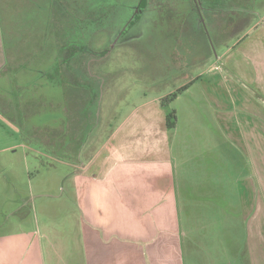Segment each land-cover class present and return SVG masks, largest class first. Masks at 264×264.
<instances>
[{
	"label": "rangeland",
	"instance_id": "1",
	"mask_svg": "<svg viewBox=\"0 0 264 264\" xmlns=\"http://www.w3.org/2000/svg\"><path fill=\"white\" fill-rule=\"evenodd\" d=\"M263 16L264 0H12L3 12L8 45L20 41L24 54L0 78V224L23 201L28 242L65 241L66 217L81 214L75 181L85 157L120 125L113 144L128 154L144 123L165 127L173 110L191 133L187 105L202 80L222 72L213 61ZM212 65L191 95L162 105ZM215 206H187L186 227Z\"/></svg>",
	"mask_w": 264,
	"mask_h": 264
},
{
	"label": "crops",
	"instance_id": "2",
	"mask_svg": "<svg viewBox=\"0 0 264 264\" xmlns=\"http://www.w3.org/2000/svg\"><path fill=\"white\" fill-rule=\"evenodd\" d=\"M11 1L0 0L1 79L24 54L20 41L8 45L3 12ZM218 61L217 79L202 80L212 65L177 98L202 80V94L187 105L191 133L177 110L174 130L144 123V138L128 154L113 144L120 125L85 157L75 181L81 214L66 217L65 241L28 242L24 202L15 201L13 218L0 224V264H26V247L29 264H264V16ZM151 106L159 108L144 105ZM203 204L214 213L192 216L187 228V206Z\"/></svg>",
	"mask_w": 264,
	"mask_h": 264
},
{
	"label": "trees",
	"instance_id": "3",
	"mask_svg": "<svg viewBox=\"0 0 264 264\" xmlns=\"http://www.w3.org/2000/svg\"><path fill=\"white\" fill-rule=\"evenodd\" d=\"M67 66V65H66ZM74 74V73H73ZM188 89V86H185L179 90H177L175 93L171 94L170 96L166 97L162 101V105H164V102H173L177 100L179 96L182 95L183 92H185ZM176 123H177V116H176V111L173 110L171 114L167 117L166 119V127L168 130H174L176 128Z\"/></svg>",
	"mask_w": 264,
	"mask_h": 264
},
{
	"label": "flooded vegetation",
	"instance_id": "4",
	"mask_svg": "<svg viewBox=\"0 0 264 264\" xmlns=\"http://www.w3.org/2000/svg\"><path fill=\"white\" fill-rule=\"evenodd\" d=\"M228 3H230V0H226ZM237 4L242 3L243 0H234ZM245 2H251L252 0H244Z\"/></svg>",
	"mask_w": 264,
	"mask_h": 264
}]
</instances>
